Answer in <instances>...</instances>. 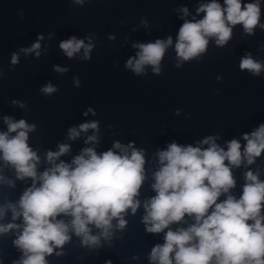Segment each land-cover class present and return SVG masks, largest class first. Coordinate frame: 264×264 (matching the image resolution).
<instances>
[{
  "label": "clouds",
  "instance_id": "1",
  "mask_svg": "<svg viewBox=\"0 0 264 264\" xmlns=\"http://www.w3.org/2000/svg\"><path fill=\"white\" fill-rule=\"evenodd\" d=\"M224 5L226 7L212 0L197 9L198 13H204L202 19L183 23L175 44L181 60L188 61L205 52L209 37H215L218 45L227 43L232 34L230 25L242 24L249 34L258 25V3L242 6L241 0H224ZM182 11L187 15V8ZM172 43L169 36L167 40L133 45L139 48L138 58H130L126 66L139 74L145 65H152L158 73L159 64ZM59 47L69 58L83 48L85 58H89L92 45H85L83 40L73 36L62 41ZM39 48L37 42L24 51ZM39 54L37 51L36 55ZM17 62L18 57L14 54L12 63ZM262 67L264 65L250 55L242 58L240 63L242 70L247 69L256 75ZM42 91L50 94L56 89L48 85ZM4 122L8 130L0 132L3 160L15 167L18 178L30 177L41 182L39 187L34 183L24 192L19 201L21 211H17L15 205H8L13 219L22 214L24 220L22 234L14 242L24 252L20 264H46L45 255L53 252V246L65 244L69 239V224L57 220L61 214L72 217L71 228L76 235L83 236L85 244L99 243V237L90 234L89 225L101 229L105 238L109 235L113 218H119V226L124 227L121 214L128 208L135 212L139 206V201L134 198L144 180L145 160L141 151L133 149L129 156L128 149L118 142L114 148L121 149L122 155L112 150L98 155L93 148H85L72 161L75 165L72 167L64 162L54 164L69 151L68 145L61 144L58 152L47 153V160L53 162V167L38 176L39 157L27 143L28 132L34 130L35 125H29L23 119L14 121L10 117H4ZM89 129H98V124L83 123L79 130L69 129V139L74 140L80 132ZM10 133L16 135L10 136ZM243 139L246 141L243 154L238 140L229 141L225 151L211 136L201 142L210 145L207 149L191 145L184 147L174 142L167 150L158 153L161 167L155 173L152 185L156 195L144 205L147 213L144 222L149 225L147 231L160 233L170 224L182 221L186 215L194 217L195 223L187 229L168 230L164 244L153 247L151 261L158 264H173V261L175 264H264V216H261L264 182L248 171L240 198L228 195L217 203L222 194L229 193L235 186L230 165L240 166L242 155L251 164L264 151V124L252 133L244 134ZM95 140L94 135L88 137V141ZM3 215L4 210L0 209V216ZM15 227L17 225L11 223L0 225V233Z\"/></svg>",
  "mask_w": 264,
  "mask_h": 264
}]
</instances>
